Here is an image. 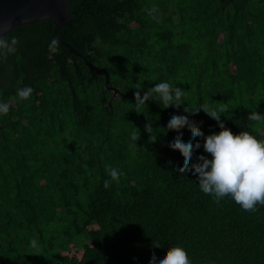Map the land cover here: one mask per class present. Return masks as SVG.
<instances>
[{
	"label": "trees",
	"instance_id": "obj_1",
	"mask_svg": "<svg viewBox=\"0 0 264 264\" xmlns=\"http://www.w3.org/2000/svg\"><path fill=\"white\" fill-rule=\"evenodd\" d=\"M152 6L159 22L144 10ZM70 15L58 35L120 93L110 107L104 73L54 39L52 18L3 35L19 44L0 63V101L11 105L0 116V264H149L174 246L191 264H264V206L215 203L195 175L174 171L183 157L166 130L187 104H226V128L264 139V123L247 118L264 114V0H72ZM160 82L184 89L185 104L135 112L136 85ZM24 86L34 91L20 101ZM189 119L205 136L221 130L203 111ZM133 130L141 136L130 148ZM196 140L191 162L211 159ZM105 165L124 173L108 189Z\"/></svg>",
	"mask_w": 264,
	"mask_h": 264
},
{
	"label": "clouds",
	"instance_id": "obj_2",
	"mask_svg": "<svg viewBox=\"0 0 264 264\" xmlns=\"http://www.w3.org/2000/svg\"><path fill=\"white\" fill-rule=\"evenodd\" d=\"M151 19L159 22V9L155 6L144 9ZM7 26H0L3 32ZM19 41L0 35V63L6 62L8 57L17 52ZM51 50H58V42L53 40ZM134 111L143 113L142 109L146 102L154 101L163 105V109L175 107L179 109L185 104L186 92L181 87H174L168 82L155 84L150 90H144L139 84L135 87ZM34 89L31 86H24L17 89L16 96L20 101H27L31 98ZM143 91V96H141ZM11 105L9 102L0 101V116L8 115ZM188 115H172L166 130L175 131L178 135L168 144L173 151H179L183 157L180 167L174 169L180 174L191 172L198 180L200 190L213 198L219 204L225 198H231L242 210L255 212L258 207L264 206V139H258L248 131H240L239 134L225 127L221 115L228 111L226 104L216 107L213 104L205 103L199 107H191L187 104L183 108ZM203 111L211 119L218 123L221 129L218 133L205 136L197 122L189 119V116L196 115ZM146 116V115H145ZM145 124V131L149 134L148 142L156 143L158 137L154 132L153 124L149 121ZM248 120L264 123V114L251 112ZM202 123V121H201ZM187 127L190 130L191 138L186 142L182 140L183 132ZM141 134L133 130L130 134V148L137 146L136 142ZM197 137L203 138V149L210 154L211 159L205 155L197 156L196 162H191L194 152L201 148ZM196 140V143H193ZM106 174L109 179L104 181L105 189L115 182L119 184L121 176L124 175L118 168L105 165ZM32 248H37L35 239L30 241ZM154 248L161 247L158 242H153ZM149 264H191L186 250L180 246L167 249L163 256L157 261L155 253L152 254Z\"/></svg>",
	"mask_w": 264,
	"mask_h": 264
},
{
	"label": "water",
	"instance_id": "obj_3",
	"mask_svg": "<svg viewBox=\"0 0 264 264\" xmlns=\"http://www.w3.org/2000/svg\"><path fill=\"white\" fill-rule=\"evenodd\" d=\"M72 0H0V26H7L0 35L20 27L25 24L34 23L44 19L52 18L55 20L53 37L83 60L93 69L104 73L106 78V88L113 91L110 99V107L113 99L120 93L119 87L110 84L109 72L88 60L84 55L76 50L69 42L58 35V29L66 25L71 20L70 3Z\"/></svg>",
	"mask_w": 264,
	"mask_h": 264
},
{
	"label": "rangeland",
	"instance_id": "obj_4",
	"mask_svg": "<svg viewBox=\"0 0 264 264\" xmlns=\"http://www.w3.org/2000/svg\"><path fill=\"white\" fill-rule=\"evenodd\" d=\"M71 251H72V252H75L76 250H75V248H73ZM79 254H80V253H79Z\"/></svg>",
	"mask_w": 264,
	"mask_h": 264
}]
</instances>
